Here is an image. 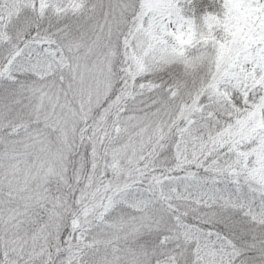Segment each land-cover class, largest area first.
Listing matches in <instances>:
<instances>
[{"label":"snow or ice","instance_id":"snow-or-ice-1","mask_svg":"<svg viewBox=\"0 0 264 264\" xmlns=\"http://www.w3.org/2000/svg\"><path fill=\"white\" fill-rule=\"evenodd\" d=\"M0 264H264V0H0Z\"/></svg>","mask_w":264,"mask_h":264}]
</instances>
